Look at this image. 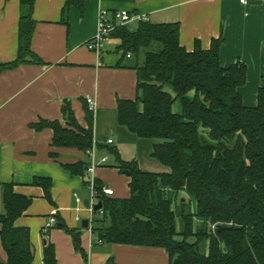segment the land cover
Segmentation results:
<instances>
[{
	"label": "trees",
	"instance_id": "16d2710c",
	"mask_svg": "<svg viewBox=\"0 0 264 264\" xmlns=\"http://www.w3.org/2000/svg\"><path fill=\"white\" fill-rule=\"evenodd\" d=\"M34 3L19 0L17 55L0 63V72L43 65L30 48ZM83 4L66 0L61 22L66 24L70 7L82 12ZM179 29L178 23L139 21L134 31L125 25L110 36L122 57L136 60V97L117 102V123L139 139L156 141L150 158L168 172L141 171L135 160L123 161L116 149L107 150L114 157L107 166L128 173L129 198L103 195L95 180L103 214L91 222V232L107 245L162 249L170 264H264V88L258 90L254 107L245 106L238 89L245 85L246 67L238 62L220 65L221 39H213L208 50L196 41L187 52L179 43ZM177 101L180 113L173 111ZM83 110L86 128L78 125L69 102L61 109L64 125L39 121L31 128L50 129L53 149L86 153L94 145L93 112L86 102ZM85 167L77 162L65 169L71 176L85 177ZM31 185L42 188L52 203L50 179L34 178ZM1 188L0 243L6 261L0 264H33L30 231L15 226L32 199L15 194L12 183ZM179 193L187 199L181 198L173 210ZM209 225L216 226L213 233ZM54 226L71 237L74 250L86 260L80 232L59 218ZM41 264H57L51 243L43 248Z\"/></svg>",
	"mask_w": 264,
	"mask_h": 264
},
{
	"label": "crops",
	"instance_id": "0c3cea01",
	"mask_svg": "<svg viewBox=\"0 0 264 264\" xmlns=\"http://www.w3.org/2000/svg\"><path fill=\"white\" fill-rule=\"evenodd\" d=\"M65 2L35 0L30 48L43 65L25 64L0 72V200L5 183L13 184L15 194L32 199L15 226L30 231L33 264L42 263L47 243L55 248L57 264H65L64 253L72 264H170L162 249L94 244L92 220H88L87 173L85 177L71 176L65 169L77 162L87 167L89 157L76 149L51 148L52 131L37 132L31 125L39 121L64 125L61 109L69 102L78 125L86 128L83 109L86 99L91 98L96 155L114 148L123 161L135 160L141 171L168 172L150 158L154 143H143L117 123V102L136 97V60L122 57L116 40V45L108 40L99 56L86 49L85 43L96 34L99 12H129L152 24L178 23L179 43L187 52L193 51L196 41L208 50L213 39H221L220 65L226 68L238 62L246 67V82L238 92L245 106L254 107L258 90L264 88V0H248L245 5L238 0H84L82 12L70 7L63 24ZM18 21L19 0H0V63L16 58ZM124 146L132 150L123 152ZM53 152L56 155L51 157ZM119 175L125 177L127 192L118 191ZM93 176L113 190L110 198H129V179L124 173L102 166ZM34 178L50 179L52 203L45 199L42 188L31 185ZM3 212L0 205V214ZM51 218H59L66 227L80 232L85 263L81 254L74 253L68 234L55 224L45 232ZM83 220H88L86 229L82 228ZM0 261H6L1 243Z\"/></svg>",
	"mask_w": 264,
	"mask_h": 264
},
{
	"label": "built area",
	"instance_id": "2783aa9c",
	"mask_svg": "<svg viewBox=\"0 0 264 264\" xmlns=\"http://www.w3.org/2000/svg\"><path fill=\"white\" fill-rule=\"evenodd\" d=\"M248 0H238L239 4L245 5L247 4ZM139 21H146V18L137 14L129 13V12H117L112 15H109L106 11H100L98 14V22H97V31L95 36L87 41L85 43V47L88 51L96 54L97 56L101 55L105 43L110 39L111 34L115 31L116 28L125 26V25H130L132 23H138ZM129 57V55H127ZM86 104L88 106V109L93 112V100L91 98L86 99ZM106 143L108 145L112 144V140H107ZM97 149L96 146L93 145V147L86 151L87 156L89 157V165L86 167V173L88 176V184L87 186L91 190V199H90V206L88 208V211L90 215L97 214L101 216L103 214L102 208L94 212L93 207L98 203L97 201V196H98V191L96 189L95 185V179L93 178L94 176V171L98 167L102 166H107V159L106 157H102L101 160L98 163L94 162V159L96 157ZM92 178H89V177ZM100 193L107 197L113 196V190L102 186L100 189ZM76 202L79 203V200L76 199ZM55 224V219L51 218L47 225L45 226V232L48 231L53 225ZM215 225H209V231L211 233L214 232L215 230ZM99 244L101 243L100 241L98 242Z\"/></svg>",
	"mask_w": 264,
	"mask_h": 264
},
{
	"label": "rangeland",
	"instance_id": "374dc122",
	"mask_svg": "<svg viewBox=\"0 0 264 264\" xmlns=\"http://www.w3.org/2000/svg\"><path fill=\"white\" fill-rule=\"evenodd\" d=\"M136 27H137V23H132V24H130L129 25V29L130 30H132V31H134L135 29H136ZM111 43H113L114 45H116L117 44V42L115 41V40H111L110 41ZM116 42V43H115ZM110 43V44H111ZM138 62L139 63H141L142 62V56L140 55L139 56V58H138ZM165 89V91H167L168 93H170L171 95H173V93H172V91H171V89H169L168 87H165L164 88ZM190 96H192L193 95V93H190L189 94ZM173 111L175 112V113H180V105H179V102L177 101L174 105H173ZM141 140H143L144 142L143 143H155L156 141H153V140H144V139H141ZM124 150H123V152L124 151H127V152H129V150H132V148L130 147V146H124V148H123ZM120 153H121V151H120ZM102 157H106V159H107V165H109V164H113L114 162V157H113V155H111V154H109V152H107V153H105V154H100V155H96V157H95V159H94V162L95 163H98L100 160H101V158ZM106 166V165H105ZM159 167H161L162 169H165L164 171L166 172V171H168V169L167 168H164L163 166H161V165H159ZM99 168V167H98ZM97 169V168H96ZM151 173H153V172H151ZM120 177H121V182H120V184L117 186L119 189H118V191H123V192H127L128 190H127V185L125 184V177L123 178L121 175H119ZM89 178H92L91 176L89 177ZM94 178V177H93ZM95 179V178H94ZM87 188H88V191H89V200L91 199V190H90V188L87 186ZM121 194V193H120ZM181 198H185V199H187V197L184 195V194H182V193H179L178 195H177V197H176V201L175 202H173V204H172V208H173V210H176V207L178 206V204H179V200H181ZM0 205L2 206L3 204H2V202H1V200H0ZM190 208H191V210H194V208H195V202H194V200H191V202H190ZM97 214H93V215H91V216H88V220H95L96 218H97ZM176 224H177V226H179V218H176ZM197 225H198V223H194L193 224V227H194V229H196L197 228ZM54 227V226H53ZM48 231H46V233H47ZM63 232V231H62ZM63 234L65 235V232H63ZM93 238V241H94V244L97 242L96 241V238H95V236H93L92 237ZM190 242L191 243H195V239L194 238H192V239H190ZM60 249H61V247H60ZM62 251V250H61ZM95 252H97L96 250H95ZM75 254L77 253V254H79L80 255V253H78V252H74ZM73 253V254H74ZM70 259H68L67 257H65V253H64V263L65 264H72V261H70ZM83 263H85V259H83ZM100 264H103V263H100Z\"/></svg>",
	"mask_w": 264,
	"mask_h": 264
},
{
	"label": "water",
	"instance_id": "95a60500",
	"mask_svg": "<svg viewBox=\"0 0 264 264\" xmlns=\"http://www.w3.org/2000/svg\"><path fill=\"white\" fill-rule=\"evenodd\" d=\"M124 175L127 176L128 173H127V172H124ZM101 208H102V205H101L100 202H98V203L93 207V211H94V212H97V211H99ZM81 225H82V228L86 229V228L88 227V220H83L82 223H81Z\"/></svg>",
	"mask_w": 264,
	"mask_h": 264
}]
</instances>
